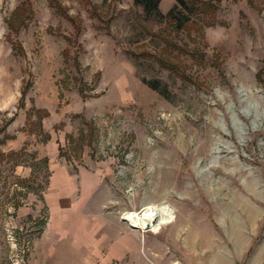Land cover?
I'll return each instance as SVG.
<instances>
[{
    "label": "rangeland",
    "instance_id": "1",
    "mask_svg": "<svg viewBox=\"0 0 264 264\" xmlns=\"http://www.w3.org/2000/svg\"><path fill=\"white\" fill-rule=\"evenodd\" d=\"M58 1L0 0V264H264V0Z\"/></svg>",
    "mask_w": 264,
    "mask_h": 264
},
{
    "label": "bare ground",
    "instance_id": "2",
    "mask_svg": "<svg viewBox=\"0 0 264 264\" xmlns=\"http://www.w3.org/2000/svg\"><path fill=\"white\" fill-rule=\"evenodd\" d=\"M173 218H174V215H173V212H172L170 206L168 204H165V203L160 204V205H156V206L155 205H146L139 212L126 214V219L129 221V224L140 227L141 229H146L147 227L153 226L154 230H159L163 226L171 223ZM109 239H110V237H109ZM106 246H108V245H106ZM100 253H101V251L99 249H97V248L94 249V251L92 253V257H91V263L92 264L94 263V260H96V261L98 259L101 260V257L99 256ZM153 254H151V255H153ZM154 257L157 259V256H154Z\"/></svg>",
    "mask_w": 264,
    "mask_h": 264
},
{
    "label": "trees",
    "instance_id": "3",
    "mask_svg": "<svg viewBox=\"0 0 264 264\" xmlns=\"http://www.w3.org/2000/svg\"><path fill=\"white\" fill-rule=\"evenodd\" d=\"M53 2V0H51ZM56 2V8L57 9H61L62 6L60 5L59 1L58 0H54ZM162 0H135V4L138 5V6H141L145 15L148 17V18H152V19H161V18H166V17H169L171 16V14L173 13V11L175 9H180L181 12L185 11L188 9V3L186 0H176V4L175 6L167 13V14H163L162 11L160 10V4H161ZM62 10H64L62 8ZM9 25L10 27H14L13 25V22H9ZM184 25L183 24V21L182 23L180 24V26ZM150 87H152L153 89L155 90H158L161 92V89L159 88L158 85L154 84V83H151L149 84ZM163 93V92H162ZM13 119H10L8 121L9 122H12ZM2 131V130H0Z\"/></svg>",
    "mask_w": 264,
    "mask_h": 264
},
{
    "label": "crops",
    "instance_id": "4",
    "mask_svg": "<svg viewBox=\"0 0 264 264\" xmlns=\"http://www.w3.org/2000/svg\"><path fill=\"white\" fill-rule=\"evenodd\" d=\"M54 174H55V172H54ZM55 178H56V175H53V178H52V181H51L53 187H54V185H56ZM64 182H65L66 184L72 182L71 177L65 179ZM60 187H61V189H60V196H61V198H63L64 195L67 196L68 192H67V190H64L65 188L62 186V184H61ZM52 189H53V188H52ZM54 191H55L54 193L50 194V200H51L52 202H54V205H56V190H54ZM61 191H62V193H61ZM63 194H64V195H63ZM66 196H65V197H66ZM55 212H56V211H55ZM68 224H69V223H68ZM73 224H74V223H73ZM55 228H56V226H55ZM84 228H85V225L83 226L82 230H80V231H78V232H79V233H82V232H83V234H85L87 231H86V232L83 231ZM90 233H91V232H90ZM53 236H56V229H55V233H54ZM82 239H83V238H82ZM89 248H91V244L89 245ZM134 248H135V247H134ZM92 251H93V248H91V250H90V254H89L90 262H89V264H91V257H92V253H93ZM47 254H48V257H50V262H52L51 264H56V258H60V260H63V263H64V264H70V261H72L71 257H70L69 260H66V259L63 258L65 255L61 256V254L59 253V248H56V241H55V243L53 244L52 248H48L47 250H45L44 255H47ZM64 254H66V253H64ZM67 254H69V253H67ZM53 256L56 257V258H54Z\"/></svg>",
    "mask_w": 264,
    "mask_h": 264
}]
</instances>
